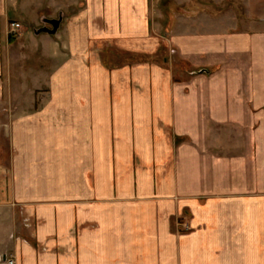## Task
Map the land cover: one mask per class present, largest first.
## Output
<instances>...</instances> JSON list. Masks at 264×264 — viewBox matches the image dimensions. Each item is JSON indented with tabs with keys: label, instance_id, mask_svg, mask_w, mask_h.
<instances>
[{
	"label": "crops",
	"instance_id": "obj_1",
	"mask_svg": "<svg viewBox=\"0 0 264 264\" xmlns=\"http://www.w3.org/2000/svg\"><path fill=\"white\" fill-rule=\"evenodd\" d=\"M160 2L0 0V262L264 264V32Z\"/></svg>",
	"mask_w": 264,
	"mask_h": 264
},
{
	"label": "rangeland",
	"instance_id": "obj_2",
	"mask_svg": "<svg viewBox=\"0 0 264 264\" xmlns=\"http://www.w3.org/2000/svg\"><path fill=\"white\" fill-rule=\"evenodd\" d=\"M246 1V2H245ZM221 0V4L218 7L215 8H210L211 10H221V28H232L231 32H239L240 30H244L249 26H255L258 30L263 31L264 32V0H254V5L251 6L250 0ZM171 2H173V4L177 5L176 0H172ZM202 0H195L193 4L185 6H177L176 10L173 9V7H170V3L168 0H161L160 2V11L162 13L161 16V21L159 24L160 28L162 27L161 32H163L161 34V36H163V38H166L165 40H168L171 34V29L173 27L170 28L169 25H171L172 23L170 22L169 18H174V16L177 18L179 17V15H184L187 13V9L191 10L194 7H199V3H201ZM210 3V2H208ZM244 3L248 4L245 5ZM214 5L213 2H211L210 5ZM189 7V8H188ZM212 7V6H211ZM217 10V11H218ZM232 17H236L237 18V23H235L234 21H232ZM54 18H58L54 17ZM54 18H50V19H54ZM26 24V22H24V25ZM174 24V23H173ZM164 32H167V34H165ZM30 33V32H29ZM160 56L155 57V56H150V55H136V54H130L129 53V62H149V61H153L155 59L161 60L163 61V59L167 58L168 60L170 59V56H176V50H161V53L159 54ZM182 62V61H181ZM180 63V62H179ZM184 63V61H183ZM206 73H210L212 72L211 70H207V71H203ZM13 254L6 252L2 258H1V263L4 262V259L6 257H9ZM15 259L17 260L16 256H14ZM18 262V260H17Z\"/></svg>",
	"mask_w": 264,
	"mask_h": 264
},
{
	"label": "water",
	"instance_id": "obj_3",
	"mask_svg": "<svg viewBox=\"0 0 264 264\" xmlns=\"http://www.w3.org/2000/svg\"><path fill=\"white\" fill-rule=\"evenodd\" d=\"M63 20H64V13H60L58 18H54V19H50L47 17H45L44 19L42 18L43 27L36 29L35 33L38 35L43 33L49 35H57Z\"/></svg>",
	"mask_w": 264,
	"mask_h": 264
},
{
	"label": "built area",
	"instance_id": "obj_4",
	"mask_svg": "<svg viewBox=\"0 0 264 264\" xmlns=\"http://www.w3.org/2000/svg\"><path fill=\"white\" fill-rule=\"evenodd\" d=\"M10 26H11V33H15L16 30L20 28V25H18L16 23H14ZM1 264H18V263H17V260L15 259L14 255H11L9 257H6L4 259V262Z\"/></svg>",
	"mask_w": 264,
	"mask_h": 264
}]
</instances>
